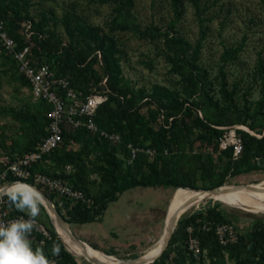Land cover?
Here are the masks:
<instances>
[{
  "label": "trees",
  "instance_id": "obj_1",
  "mask_svg": "<svg viewBox=\"0 0 264 264\" xmlns=\"http://www.w3.org/2000/svg\"><path fill=\"white\" fill-rule=\"evenodd\" d=\"M87 1L99 5L108 3L107 0ZM182 1L170 0L172 18L166 28L151 25L142 29L130 12L134 6L133 0H111L116 7L105 31L102 27L90 24L76 8L61 15L45 8L32 13L35 5L33 0H0V19L4 21L7 35L15 42L14 50L27 45L21 29L24 22H29L33 32L32 55L39 63H46L56 75L67 77L71 87L84 96L91 87L110 91L107 101L98 108L94 122L100 130L120 135L118 150L122 159L117 155L116 145L81 129L71 134L64 133L62 146L32 169V172L65 180L92 199L90 208L79 205L69 208L66 203V215H62L63 218L69 214L71 220L78 224L101 220L109 204L116 201L118 195L136 187L199 190L195 182L199 175L203 183L209 184L203 189H213L224 185L227 178L264 169L259 162L253 161L260 158L264 164V135L256 138L239 131L243 153L233 161L230 149L219 151L218 140L222 131L217 129L234 124H247L251 131L264 129V58L258 57L253 75L259 86L258 99L249 102L243 98L242 103L238 102V89L236 86L229 88L225 66L237 59L242 44L224 49L217 77L214 81L210 80L207 70L199 64L206 36L201 0H187L194 9L201 33L194 45L186 41L176 29L184 14ZM117 31L135 33L141 39L160 43L161 53L170 67L169 75L174 77V82L168 86L153 85L150 90L135 88L124 77L122 50L115 37ZM0 57L3 65L9 68L5 73H17L21 86L30 90L28 81L18 74L13 58L4 51H0ZM103 80H106L105 85L102 84ZM37 102L26 111L11 110L8 113L20 124L23 134L12 139L9 145L1 138L0 154L22 156L33 150L47 135L50 106L43 100ZM199 110L202 117L197 115ZM0 114L7 115L5 109ZM195 141L201 142L204 149ZM74 144L79 147L74 149ZM127 144L139 149L133 158ZM148 150L154 151L152 158L145 153ZM92 153L98 154L95 157L98 165L94 166L99 175L96 195L88 187L85 162ZM222 159L226 160L224 166ZM127 160H130L128 165ZM66 167H72L73 171L67 172ZM8 179L16 181L12 177ZM26 182L32 183V180ZM37 187L54 202L53 194L39 185ZM9 209L12 214H24ZM57 211L61 214L60 209L57 208ZM39 222L44 225L41 220ZM222 223L234 224L222 212L219 203L202 207L180 218L169 241V249L176 245L174 256L170 257L169 251H164L152 264H185L187 259L191 264L199 260V264H203L204 253L209 264H227V259L234 264H264V222L255 221L251 230L239 232L237 241L226 246L219 244L214 231L215 225ZM203 225L208 226V230L197 229ZM44 226L50 234L42 246L45 255L53 257L51 248L55 243L61 249L60 260L56 264H78L65 250L56 233L47 225ZM190 226L194 228L193 236L199 241L197 258L187 248V228ZM33 246L40 245L34 241Z\"/></svg>",
  "mask_w": 264,
  "mask_h": 264
},
{
  "label": "rangeland",
  "instance_id": "obj_2",
  "mask_svg": "<svg viewBox=\"0 0 264 264\" xmlns=\"http://www.w3.org/2000/svg\"><path fill=\"white\" fill-rule=\"evenodd\" d=\"M33 1L35 5L32 7V13L37 12L39 8H45L52 9L61 15L71 8H76L90 24L102 27L105 31L110 22L112 11L116 7L111 0H107L108 3L104 5L87 0ZM133 2L134 6L130 12L142 29L151 25L164 29L169 24L172 18L170 0H133ZM182 2L184 14L177 23L176 29L186 41L194 45L201 35L198 20L193 7L187 0ZM201 8L202 16L205 19L203 25L206 36L202 43L199 64L207 70L209 79L214 81L221 65L220 56L224 49L238 47L242 44V51L239 52L237 59L225 66L227 83L229 88L236 86L238 89V102L242 103L243 98L249 102L256 101L259 97V86L253 75L258 57L264 58V0H201ZM115 37L120 42L122 50L124 77L135 88L144 87L146 90H150L153 85L168 86L174 82V77L169 75L170 67L161 53L160 43L141 39L135 33L124 31H117ZM5 70L9 71V68L5 64L3 65V60L0 57V113L5 109V114H7H0V140L2 138V141L9 145L12 139L19 138L23 133L20 124L8 113L11 110L26 111L28 107L36 105L38 100L33 99L28 87L21 86L17 79V73L13 74L11 71L5 73ZM214 88H218L216 83H214ZM197 115L203 116L200 110L197 111ZM234 125L242 127L240 131L247 132L256 138H261L264 135V129L259 128L256 131H251L247 124ZM195 144L198 145L201 142L195 141ZM201 145L200 148L204 149L203 144ZM118 146L119 144L116 145V147ZM74 149H77L75 145ZM118 149L119 147L117 155L122 159L123 156ZM97 155V153H92L85 159L88 170V187L91 189L90 192L95 195L99 185V175L94 170V166L98 165L95 159ZM253 161L259 162L264 168L262 159L257 158ZM129 163L130 160H127L126 164ZM225 163L226 160L222 159V166ZM71 170L72 167L67 172ZM195 179L198 189L209 185L208 182L203 183L199 175ZM246 185L250 186L244 188ZM222 186L233 191L264 189V169L227 178ZM188 191L191 190L136 187L120 196L119 201L110 203L102 220L78 224L71 220L69 214L64 220L72 221L68 223L70 227L68 228L83 245L112 260L126 262L134 256H141L149 248L157 246L162 241L166 220L171 209L176 204L178 197ZM215 203L220 204L222 212L234 222L233 225L241 233L251 230L257 220L264 222V208L245 206L229 200L223 202L206 198H198L185 204L179 216L189 211L188 214H190ZM42 207L37 219L56 232L45 208ZM176 223L178 222H175L173 228H176ZM62 244L78 264H89L83 257L68 249L63 242ZM175 246L173 245L169 249L168 243L165 251H169L170 257L174 256ZM108 253L109 255H107ZM203 260V264H209L205 253ZM199 261L193 264H199ZM226 263L234 264L228 259ZM185 264H191L190 260L187 259Z\"/></svg>",
  "mask_w": 264,
  "mask_h": 264
},
{
  "label": "built area",
  "instance_id": "obj_3",
  "mask_svg": "<svg viewBox=\"0 0 264 264\" xmlns=\"http://www.w3.org/2000/svg\"><path fill=\"white\" fill-rule=\"evenodd\" d=\"M31 24L24 22L22 24L21 35L24 38L25 46L20 50H14L15 42L7 35L4 21L0 19V51L10 55L16 62L17 72L30 84V92L35 100H43L50 106L47 113L49 120L47 126V135L42 138L33 150L22 156H10L0 154V186L11 185L16 182L27 183L32 180L36 187L39 185L48 193L54 195L55 208L60 209L61 215H66L65 204L69 208L79 205L90 208L93 204L91 198L87 197L82 191L74 189L68 182L62 179L51 178L38 172H32L33 167L43 161L44 157L49 156L54 150L60 148L63 144L64 133L71 134L84 129L88 134L100 137L111 144L118 145L121 138L116 133H108L100 130L94 122V116L98 108L108 99L110 91L108 89L97 90L94 87L89 89L87 95L74 90L67 77L56 75L48 64L39 63L32 55L33 44L31 43ZM106 80L102 84L105 85ZM162 118V117H161ZM222 131L218 140L219 151L231 150V159L237 160L243 153V142L239 135L242 127L233 125L230 127H217ZM131 151L132 158L138 148L126 145ZM152 158L153 150L146 151ZM6 157V159H5ZM70 167H66L69 170ZM12 177L16 181L8 178ZM24 214H12L7 208L6 203H0V221L8 222ZM24 219H28L24 216ZM36 230L28 237L30 241H35L40 245V241L45 243V239L50 238L47 228L36 218ZM193 227L187 228V248L196 258L199 255V241L193 236ZM202 230H208V226H200ZM215 235L219 244L226 246L237 241L239 231L231 224L222 223L215 225ZM240 234V233H239ZM39 236L41 238L37 239ZM40 245V246H43ZM56 263L59 257H51Z\"/></svg>",
  "mask_w": 264,
  "mask_h": 264
},
{
  "label": "clouds",
  "instance_id": "obj_4",
  "mask_svg": "<svg viewBox=\"0 0 264 264\" xmlns=\"http://www.w3.org/2000/svg\"><path fill=\"white\" fill-rule=\"evenodd\" d=\"M43 202L42 194L28 184L16 182L0 186V203L25 213L6 223L0 221V264H56L55 260L45 255L42 246L33 248V242L28 239L36 230V218L40 215ZM60 251V246L54 243L51 255L59 257Z\"/></svg>",
  "mask_w": 264,
  "mask_h": 264
},
{
  "label": "bare ground",
  "instance_id": "obj_5",
  "mask_svg": "<svg viewBox=\"0 0 264 264\" xmlns=\"http://www.w3.org/2000/svg\"><path fill=\"white\" fill-rule=\"evenodd\" d=\"M198 198H206L212 199L216 201H232L235 203H241L245 206L264 208V189H256L253 191H233L229 190L226 187H223L221 190L216 192H201V191H188L182 193L178 199L174 207L171 209L170 214L166 220L165 228H164V237L162 241L155 247L149 248L146 252H144L141 256L136 259L134 262L124 263L122 261H115L107 256L99 254L95 250L89 249L86 245L82 243H78L71 238L69 233L68 226H63L60 221H58L57 217L50 209L46 201L43 199V205H46L48 213L50 214L52 223L55 227L56 232L58 233L61 241L70 249L71 251L77 253L81 257H83L87 262L93 264H148L152 260L156 259L159 255L161 247L164 241L167 239L169 233L171 232L175 222L179 220L180 213L183 206L192 200ZM197 201V200H196ZM183 215V214H182ZM177 224V223H176Z\"/></svg>",
  "mask_w": 264,
  "mask_h": 264
},
{
  "label": "water",
  "instance_id": "obj_6",
  "mask_svg": "<svg viewBox=\"0 0 264 264\" xmlns=\"http://www.w3.org/2000/svg\"><path fill=\"white\" fill-rule=\"evenodd\" d=\"M24 184H28V185H30V186H32V187H34L37 191H39L41 194H42V196H43V199L46 201V203L48 204V206L50 207V209L53 211V213L55 214V216L57 217V219H58V221H60V223L63 225V226H68L69 227V225H68V223L64 220V218L62 217V215L60 214V213H58V211H57V209L55 208V206H54V204L52 203V201L46 196V194L42 191V190H40L38 187H36L35 185H33V184H30V183H24ZM248 186H250V185H246V186H244V188L245 187H248ZM223 188V186H220V187H216V188H213V189H199V190H194V191H201V192H216V191H219V190H221ZM184 189H186V188H184ZM42 206L45 208V210H46V213H47V215L49 216V218H50V220H51V217H50V214L48 213V210H47V208H46V206H44L43 204H42ZM190 212V211H189ZM188 212V213H189ZM188 213H186V214H184V215H181L180 216V218L181 217H184V216H186V215H189ZM191 214V213H190ZM179 218V219H180ZM52 221V220H51ZM177 225V224H176ZM70 228V227H69ZM174 230H175V227L171 230V232L169 233V235H168V237H167V239L164 241V243H163V245H162V247H161V250H160V252H159V255H158V257L156 258V259H154V260H152L150 263H148V264H152V263H154L161 255H162V253L166 250V248H167V246H168V243H169V241H170V239H171V237H172V235H173V232H174ZM69 231V233H70V235H71V238L74 240V241H76V242H78V243H80L81 244V241H80V239H78L73 233H72V231L71 230H68ZM56 233V232H55ZM56 235H57V237L59 238V236H58V234L56 233ZM60 239V238H59ZM70 253V252H69ZM137 259V258H136ZM136 259H130V260H127L128 262H134V261H136ZM126 261V260H125ZM128 262H124V263H128ZM89 263V262H88ZM89 264H93V263H89Z\"/></svg>",
  "mask_w": 264,
  "mask_h": 264
},
{
  "label": "crops",
  "instance_id": "obj_7",
  "mask_svg": "<svg viewBox=\"0 0 264 264\" xmlns=\"http://www.w3.org/2000/svg\"><path fill=\"white\" fill-rule=\"evenodd\" d=\"M75 145V147L76 148H78L79 147V145L78 144H74ZM127 191H130V189L129 190H126V191H124L123 193H121L120 195H118V197H117V199H116V201H113V202H111V203H114V202H117V201H119V198H120V196H123V194H125ZM110 205V204H109ZM25 214V213H24ZM103 217H104V215H103ZM103 217H102V219H103ZM101 219V220H102ZM33 248H34V246H33Z\"/></svg>",
  "mask_w": 264,
  "mask_h": 264
}]
</instances>
